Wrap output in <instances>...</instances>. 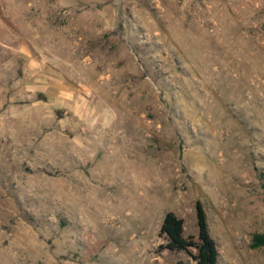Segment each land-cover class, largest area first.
<instances>
[{"label": "rangeland", "instance_id": "obj_1", "mask_svg": "<svg viewBox=\"0 0 264 264\" xmlns=\"http://www.w3.org/2000/svg\"><path fill=\"white\" fill-rule=\"evenodd\" d=\"M0 2V264H264V0Z\"/></svg>", "mask_w": 264, "mask_h": 264}, {"label": "trees", "instance_id": "obj_2", "mask_svg": "<svg viewBox=\"0 0 264 264\" xmlns=\"http://www.w3.org/2000/svg\"><path fill=\"white\" fill-rule=\"evenodd\" d=\"M195 218L196 236L185 237L183 221L173 212H166L159 229L165 242L162 248L172 253L184 252L195 264H218V252L210 235L207 215L199 201L195 203ZM250 247H264V235L254 234Z\"/></svg>", "mask_w": 264, "mask_h": 264}, {"label": "crops", "instance_id": "obj_3", "mask_svg": "<svg viewBox=\"0 0 264 264\" xmlns=\"http://www.w3.org/2000/svg\"><path fill=\"white\" fill-rule=\"evenodd\" d=\"M1 3L5 4L4 8L6 13L12 14L13 12L17 14L19 4L17 0H0Z\"/></svg>", "mask_w": 264, "mask_h": 264}]
</instances>
